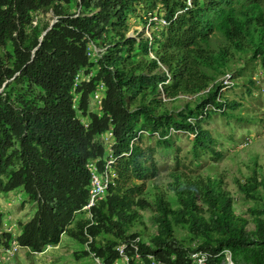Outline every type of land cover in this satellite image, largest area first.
Segmentation results:
<instances>
[{"label":"trees","instance_id":"16d2710c","mask_svg":"<svg viewBox=\"0 0 264 264\" xmlns=\"http://www.w3.org/2000/svg\"><path fill=\"white\" fill-rule=\"evenodd\" d=\"M142 6L150 16L156 9L165 24L158 21L163 27L137 41L128 36L130 16ZM47 13L56 17L50 28L39 17ZM90 44L103 49L96 60ZM237 57L258 63L264 78V0H0V192L18 189L35 204L19 224L20 248L40 253L66 235L106 264L121 258L120 245L129 264H195L197 251L205 264H264V201L249 209V228L221 178L176 172L169 185L178 207L158 187L149 200L142 186L155 165L132 144L176 130L194 136L196 154L211 149L202 123L212 111L236 108L217 80L233 73ZM100 84L101 108L93 111ZM109 130L114 176L86 211L88 165L103 170L108 151L99 137ZM237 182L247 198L264 186L256 176ZM137 208L156 212L157 230L147 242L132 231L141 221ZM81 213L85 219L76 217ZM3 219L0 210V246L8 247L13 235ZM174 224L197 244L177 238Z\"/></svg>","mask_w":264,"mask_h":264},{"label":"rangeland","instance_id":"374dc122","mask_svg":"<svg viewBox=\"0 0 264 264\" xmlns=\"http://www.w3.org/2000/svg\"><path fill=\"white\" fill-rule=\"evenodd\" d=\"M146 8L142 6L140 14L130 16L131 27L128 36L136 38L137 41L141 35H151L163 27L158 20H154L155 24H149V13L153 11L149 10L150 7ZM154 11L153 15H157L156 9ZM39 17L48 19L50 23L54 21L51 13L40 14ZM102 50L90 44L94 60ZM244 60L237 57L231 65L234 78H242L244 82L233 83L222 90L224 97L237 103L236 108L229 109L227 114L218 110L212 111L208 120L202 123L203 128L213 138L211 149L198 150L196 154L193 149L194 136L176 130L166 137L145 134L137 139L136 145L155 165V173L147 175L142 186L147 199H152L155 188L158 187L160 191L165 192L171 205L178 207L169 185L173 172L182 173L187 177L221 178L224 187L231 194L235 213L247 218L249 228H253V216L249 209L261 207L264 201V186L258 188L254 197L247 198L237 181L244 183L250 176H256L259 182L264 180V78L258 63ZM248 79H253L256 84L248 85ZM179 104L181 103L177 101L174 106ZM90 107L97 111L93 101ZM0 210L4 215L3 230L6 231L12 225V229L17 233L19 224L33 216L35 204L26 200L24 194L17 189L8 193L0 192ZM137 211L141 215V221L136 223L132 231L139 232L141 241L147 242L157 230L156 212L152 208H137ZM86 216V213H81L76 217L85 219ZM173 228L177 238L192 247L197 244L198 241L191 240L189 233L182 226L174 224ZM83 249V244L63 235L56 246H48L40 253H30L21 248L11 260L2 264H96L92 256L83 255ZM228 260L229 255L226 257L227 262Z\"/></svg>","mask_w":264,"mask_h":264},{"label":"built area","instance_id":"2783aa9c","mask_svg":"<svg viewBox=\"0 0 264 264\" xmlns=\"http://www.w3.org/2000/svg\"><path fill=\"white\" fill-rule=\"evenodd\" d=\"M55 20H56V17L54 18V21ZM154 20H158L162 24H165V21L163 19H158L157 16L155 15L149 17V22L154 21ZM33 24H35V22ZM150 56H152V54H150ZM234 79L235 78L231 72H228L224 74L223 76H221L217 80V84L222 86L221 92L223 89H226L227 87L233 85ZM102 96H103V84H100L98 85V87L92 94V101L94 102L98 110L101 108ZM142 133L143 132L140 131L138 135L140 136ZM99 139L105 144L107 151H108V157L107 159H105V164L101 172H97L95 170L94 163H90L88 165V169L90 170V190H89L90 197H89L87 205H85L83 208V210H86V211H88L90 207H92L95 204L96 201L100 200L104 196V194L106 193V190L109 187V184L112 183V178L114 176L113 165L117 157H113L112 151H111V147L114 144L112 131L109 130L105 133H102ZM137 139L138 138H135L132 141V144L133 142L136 143ZM122 155L127 156L128 153H123ZM6 231L10 232L13 235V239L8 247L0 246V264L11 260L12 257L15 255V253L19 249H21L20 246L18 245L17 240L15 239L18 232L16 233L12 229V225H10V227L6 229ZM125 247H126L125 245H120L118 247V251H119L121 258L113 262L112 264H129L128 258L125 254ZM131 247L134 248L136 256L138 257L137 247L134 244H132ZM85 249L90 252L88 245H85ZM90 256H92L95 259L96 264H106L100 258L96 257L95 253L90 252ZM191 258L195 264H205L206 262V254L202 251L193 252L191 254Z\"/></svg>","mask_w":264,"mask_h":264},{"label":"water","instance_id":"95a60500","mask_svg":"<svg viewBox=\"0 0 264 264\" xmlns=\"http://www.w3.org/2000/svg\"><path fill=\"white\" fill-rule=\"evenodd\" d=\"M52 24H53V22L50 23L49 28L51 27ZM49 28H48V29H49ZM48 29H47V30H48ZM45 33H46V31L43 33V35H44ZM41 39H42V36L40 37V40H41ZM230 264H233V263L230 262Z\"/></svg>","mask_w":264,"mask_h":264}]
</instances>
